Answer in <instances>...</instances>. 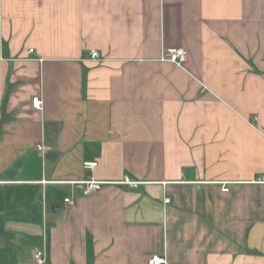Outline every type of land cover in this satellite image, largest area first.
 <instances>
[{"label":"crops","instance_id":"1","mask_svg":"<svg viewBox=\"0 0 264 264\" xmlns=\"http://www.w3.org/2000/svg\"><path fill=\"white\" fill-rule=\"evenodd\" d=\"M7 89L0 264H264V0H0Z\"/></svg>","mask_w":264,"mask_h":264},{"label":"built area","instance_id":"2","mask_svg":"<svg viewBox=\"0 0 264 264\" xmlns=\"http://www.w3.org/2000/svg\"><path fill=\"white\" fill-rule=\"evenodd\" d=\"M32 51V49H30ZM90 57L94 59H100V53L98 52L97 49H91L89 51ZM188 51L185 47L183 46H178V47H171L168 48L164 51L163 59L171 61L179 66H183L184 62L187 59ZM32 104L35 108H42L43 106V99L39 95H36L32 99ZM37 149L43 150L44 145L42 143L37 144ZM97 164L96 160L93 161H85L84 166L88 168H93ZM258 182L264 181V174L261 175L256 179ZM74 184L79 185L82 188V191L84 194H88L92 192L93 190L99 189L103 181L95 179L94 177H89L88 179L84 180H74L72 181ZM122 183L129 184L131 186H137L139 181L130 178L129 176H126L122 181ZM223 190H228L229 188L227 186H223ZM165 202L170 201V197H165ZM65 202L69 205H72L74 203V198L73 196H67L65 198ZM33 257L35 260V264H46V256L45 252L43 250H36L33 253ZM167 262V258L165 255L161 254H153L149 259H148V264H165Z\"/></svg>","mask_w":264,"mask_h":264},{"label":"rangeland","instance_id":"3","mask_svg":"<svg viewBox=\"0 0 264 264\" xmlns=\"http://www.w3.org/2000/svg\"><path fill=\"white\" fill-rule=\"evenodd\" d=\"M3 173H5L6 176H9L11 175V170H5ZM26 187V184H0V211L7 210L6 212L8 214H14L15 212L20 214L21 210L25 208L24 192L27 189ZM39 201V205L41 206L42 196L39 197ZM1 230L2 227L0 226V232H2ZM13 240L23 244L20 250L22 254H29L34 244L36 243V240L31 239L30 237H26L19 240L17 239V234L13 237Z\"/></svg>","mask_w":264,"mask_h":264},{"label":"trees","instance_id":"4","mask_svg":"<svg viewBox=\"0 0 264 264\" xmlns=\"http://www.w3.org/2000/svg\"><path fill=\"white\" fill-rule=\"evenodd\" d=\"M9 92L10 90L7 89L2 101V105H1V114H0V132L3 129V124L7 121H9V119L11 118L10 114L7 111V99L9 96ZM4 243V235L0 233V246Z\"/></svg>","mask_w":264,"mask_h":264},{"label":"water","instance_id":"5","mask_svg":"<svg viewBox=\"0 0 264 264\" xmlns=\"http://www.w3.org/2000/svg\"><path fill=\"white\" fill-rule=\"evenodd\" d=\"M53 209H56L55 205H53Z\"/></svg>","mask_w":264,"mask_h":264}]
</instances>
